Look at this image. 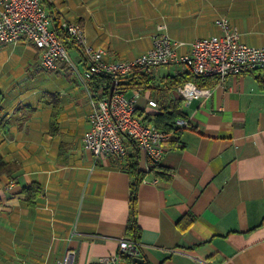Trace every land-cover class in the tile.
Returning <instances> with one entry per match:
<instances>
[{
	"label": "crops",
	"instance_id": "0c3cea01",
	"mask_svg": "<svg viewBox=\"0 0 264 264\" xmlns=\"http://www.w3.org/2000/svg\"><path fill=\"white\" fill-rule=\"evenodd\" d=\"M41 4L50 30L64 21L79 24L108 62L147 52L157 33L182 42L178 55L187 54L193 40L220 34L214 21L221 17L242 43L264 46V0ZM78 51L70 48L68 55L82 72ZM39 62L40 50L26 40L0 44L8 121L0 157L21 166L16 174L0 175V264H55L68 250L74 251L73 264H101V257L119 253L120 239L130 240L133 178L116 157L95 159L84 150L90 109L83 81L59 64L54 72L67 79L55 89L34 90ZM186 72L183 64L154 68L149 88L123 94L137 91L136 110L158 115L177 98L170 81ZM19 107L34 110L22 123L26 110ZM179 109L186 126L165 144L159 172L147 173L148 161L137 152L148 181L136 188L137 256L147 264H264V73L228 76L208 97L182 100ZM33 184L40 194L29 204L23 190ZM135 255L121 253L117 264H131Z\"/></svg>",
	"mask_w": 264,
	"mask_h": 264
},
{
	"label": "built area",
	"instance_id": "2783aa9c",
	"mask_svg": "<svg viewBox=\"0 0 264 264\" xmlns=\"http://www.w3.org/2000/svg\"><path fill=\"white\" fill-rule=\"evenodd\" d=\"M49 15L41 4V0H0V44L11 45L26 40L40 50L39 66L48 71H56L59 64H65L77 78L83 81L87 91L89 105V128L82 135L85 151L95 159L102 156H114L123 159L129 151L127 142L134 144L137 152L142 153L149 170L159 165L165 144L172 135L156 129L151 124L141 122L135 116L136 102L139 93L133 91L130 97L117 89V80L127 77L135 71L151 72L154 68L170 64H183L194 77L217 78V84L228 76H240L253 72L264 73V46H249L240 41V34L227 18L214 21L220 34L195 39L190 43L187 54L178 55V47L182 42L169 38L165 33L152 36L150 49L129 61L108 62L104 52L93 49L86 41L83 28L70 21H64L61 29L79 49L85 62L82 72L74 66L63 40L50 30ZM93 75H105L114 80L111 97L95 99L87 88V82ZM211 88L198 87L186 81L175 89L177 97L184 102L206 98ZM150 107H156L154 100H148ZM175 124L186 126L184 120L177 119ZM143 182H148L143 179ZM155 180H152L153 183ZM12 182L6 185L11 188ZM119 253L101 257V264H117L120 254L137 251V243L120 239ZM74 251L68 250L55 264H73Z\"/></svg>",
	"mask_w": 264,
	"mask_h": 264
},
{
	"label": "trees",
	"instance_id": "16d2710c",
	"mask_svg": "<svg viewBox=\"0 0 264 264\" xmlns=\"http://www.w3.org/2000/svg\"><path fill=\"white\" fill-rule=\"evenodd\" d=\"M53 31L57 34L59 38L63 40L64 47L68 52L70 48H77L74 43L67 38L61 27L59 25H54ZM78 49V48H77ZM79 50V49H78ZM79 55L81 56L80 51ZM82 57V56H81ZM85 63V62H84ZM64 67L67 68L65 64ZM85 68V66H84ZM68 69V68H67ZM151 72L146 73L144 71H135L127 78H122L117 80V89L121 92H126L129 89L137 87L149 88ZM186 81H191L195 83L198 87H214L217 84V78L213 76L198 78L191 75L190 72L180 74V76L175 77L170 81L172 90L175 91L176 87L183 84ZM114 80L109 76L105 75H93L87 82V88L91 95L95 98H108L110 93V88ZM3 96L0 93V137L5 133L8 125L7 115L3 111L2 107ZM182 102V99L176 98L175 101L169 106H162L160 108V113L158 115H141L138 110L135 111V116L138 117L141 122L146 124H152L156 129L170 133L172 136L180 132L183 127L177 126L175 123L176 119H181L182 113L179 109V103ZM23 116L20 120V123L25 121L32 113L33 109L30 107H19L17 111H23ZM183 120V119H181ZM185 121V120H184ZM172 139V138H171ZM171 139L169 141H171ZM168 141V142H169ZM167 142V143H168ZM129 151L126 153L123 159L117 158L118 167L125 172H127L132 178L133 182L131 184L130 195H129V219L126 227V233L131 235L130 240L136 242L137 234V225H136V188L140 181L145 176L146 172H143L139 168V155L134 144L130 141L127 142ZM21 166L16 162H5L0 157V175L11 176L19 172ZM159 172V165L152 166L147 173ZM26 201L29 204L33 203V199L40 194V190L36 185H32L30 188H25L23 190Z\"/></svg>",
	"mask_w": 264,
	"mask_h": 264
},
{
	"label": "rangeland",
	"instance_id": "374dc122",
	"mask_svg": "<svg viewBox=\"0 0 264 264\" xmlns=\"http://www.w3.org/2000/svg\"><path fill=\"white\" fill-rule=\"evenodd\" d=\"M73 61V60H72ZM70 73L71 71L68 70ZM37 78L34 82V90L39 91H47L50 89H55L57 86L61 85L63 81L67 79V76L65 77L61 73H55L54 71H48L45 69H42L39 66V69L37 70Z\"/></svg>",
	"mask_w": 264,
	"mask_h": 264
},
{
	"label": "water",
	"instance_id": "95a60500",
	"mask_svg": "<svg viewBox=\"0 0 264 264\" xmlns=\"http://www.w3.org/2000/svg\"><path fill=\"white\" fill-rule=\"evenodd\" d=\"M113 89H114V82L112 83L111 88H110L109 98L112 95ZM134 253L136 255H135V257H133L131 259V264H147V262H146V260H144V258H140V257L137 256V254H138L137 251H135Z\"/></svg>",
	"mask_w": 264,
	"mask_h": 264
}]
</instances>
